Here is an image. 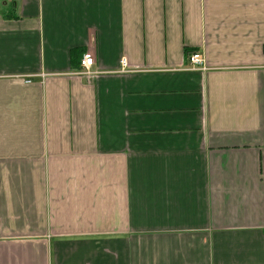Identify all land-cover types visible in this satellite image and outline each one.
I'll return each mask as SVG.
<instances>
[{
  "label": "crops",
  "instance_id": "crops-1",
  "mask_svg": "<svg viewBox=\"0 0 264 264\" xmlns=\"http://www.w3.org/2000/svg\"><path fill=\"white\" fill-rule=\"evenodd\" d=\"M0 264H264V0H0Z\"/></svg>",
  "mask_w": 264,
  "mask_h": 264
},
{
  "label": "built area",
  "instance_id": "built-area-1",
  "mask_svg": "<svg viewBox=\"0 0 264 264\" xmlns=\"http://www.w3.org/2000/svg\"><path fill=\"white\" fill-rule=\"evenodd\" d=\"M190 68L205 69V61L199 52H194L189 56ZM95 63V58L89 52L85 53L81 59L82 70L80 74L82 75H91L93 71L91 70ZM121 71H126L128 68L127 58H122L121 60ZM30 82V80H29Z\"/></svg>",
  "mask_w": 264,
  "mask_h": 264
}]
</instances>
